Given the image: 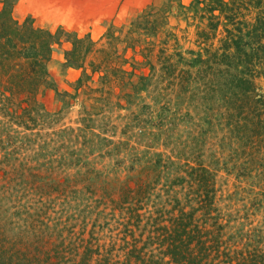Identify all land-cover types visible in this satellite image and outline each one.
<instances>
[{"label": "trees", "instance_id": "trees-1", "mask_svg": "<svg viewBox=\"0 0 264 264\" xmlns=\"http://www.w3.org/2000/svg\"><path fill=\"white\" fill-rule=\"evenodd\" d=\"M16 1L0 9V264H264V216L248 221L264 208V0H192L190 59L167 49L180 0L98 41L19 22ZM62 36L73 93L49 71ZM82 91L77 126L51 129ZM220 172L246 193L243 215Z\"/></svg>", "mask_w": 264, "mask_h": 264}, {"label": "rangeland", "instance_id": "rangeland-1", "mask_svg": "<svg viewBox=\"0 0 264 264\" xmlns=\"http://www.w3.org/2000/svg\"><path fill=\"white\" fill-rule=\"evenodd\" d=\"M161 1L162 0H120L122 10L120 16L118 17V20L116 22L110 21L106 23L104 25V30L98 35L95 34L92 39L98 41L101 35L106 31L107 27L110 25H113L116 28L125 27L132 19L138 16L149 5H160ZM191 1L192 0H180L179 3L180 5H182V7H177V5L175 4V6L171 10V14H169L168 16V25L166 27L168 31L174 34V38H171L167 44L168 52L173 53L180 51L181 53H183V56L188 59H190L191 56L188 53H186V51L189 49L196 50L194 39H195L196 27L198 24V22L194 21V19L192 18V12H189L187 9ZM1 7H2V3L0 1V9ZM14 16H15L14 18L19 22H22L24 20L18 18V15L16 14H14ZM30 18L34 21L32 17ZM60 29L62 28H58L57 30L53 31V33L57 32ZM68 33H75L79 36H83L87 34V33L78 34L76 32H68ZM164 38H165V33L163 30V32L160 33L157 39L155 40L157 47ZM102 41H100V44ZM69 46L70 44L68 43L67 38L65 36L60 37L58 43L55 44L53 47L54 50L49 64V71L52 75V79L55 80L58 91L61 92L68 91L73 93V85L77 80V78L80 76L81 71L74 68H65L63 66L64 52L69 48ZM156 50L157 48H155L154 56L150 59V61L152 62H155ZM131 54L132 52L129 51L128 56H131ZM134 59L138 61L136 62L137 65L135 66L136 68L135 73L138 75L148 74L149 73L148 66L144 64H139V62L142 61L143 58L139 55H134ZM126 67L127 69L131 70V67L129 65H127ZM97 80H98V76L94 75L93 79L89 81V85L95 87L97 85ZM259 85L261 88L262 95L264 96V78L260 79ZM86 94L87 93H84L82 91L76 97L74 106L69 108L66 113H62V118L59 121V123H56L53 126H51V129H57L61 127V125L64 127L65 126L76 127L77 126L76 121L80 117L79 116L80 102L82 101L83 98H86ZM40 101L42 102L45 110L48 112L52 113L58 111L59 109L60 104L56 100L55 92L53 90H46L40 97ZM117 113L124 114L126 112L119 110V112ZM51 129L48 130L50 131ZM45 130L43 129L42 131ZM116 138L117 137H115V139L113 140L116 141L117 140ZM100 156L98 154H94L91 157H100ZM96 161L99 162L97 167L100 169L104 167L105 164H112V161L114 160L112 158L109 159V157L106 155H103L100 157V159L96 158ZM218 175L219 176L217 179L218 181L217 186L220 187L223 198H226L227 195H233L235 198V205L232 204L233 211L234 209H238L241 211L240 214L243 215V210L245 208L244 206L247 205L246 193L241 192L240 189L238 188V186L240 185L239 181L236 180V178L233 175H226V173L224 172H220ZM241 188H245V190H249V188L245 184H242ZM227 203H229V201L223 200V202L221 203V207L224 208ZM263 216H264V208L262 212L260 210V212L258 211L256 214L251 216L248 221L253 222L252 226H255L257 225V222H261L263 220Z\"/></svg>", "mask_w": 264, "mask_h": 264}, {"label": "crops", "instance_id": "crops-1", "mask_svg": "<svg viewBox=\"0 0 264 264\" xmlns=\"http://www.w3.org/2000/svg\"><path fill=\"white\" fill-rule=\"evenodd\" d=\"M121 10L120 0H17L13 13L21 19L32 17L36 26L51 32L62 28L93 38L106 23L116 22Z\"/></svg>", "mask_w": 264, "mask_h": 264}]
</instances>
